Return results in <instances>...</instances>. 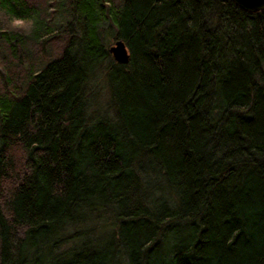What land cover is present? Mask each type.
Masks as SVG:
<instances>
[{"label": "trees", "instance_id": "1", "mask_svg": "<svg viewBox=\"0 0 264 264\" xmlns=\"http://www.w3.org/2000/svg\"><path fill=\"white\" fill-rule=\"evenodd\" d=\"M0 264H264V8L0 0Z\"/></svg>", "mask_w": 264, "mask_h": 264}, {"label": "rangeland", "instance_id": "2", "mask_svg": "<svg viewBox=\"0 0 264 264\" xmlns=\"http://www.w3.org/2000/svg\"><path fill=\"white\" fill-rule=\"evenodd\" d=\"M14 22L19 24H28L25 21L18 19ZM113 42H110L109 44L111 45ZM85 91L88 93L87 112L90 117L111 115V112L106 108L107 86L103 75V68L101 66L97 65L94 67L89 80H87Z\"/></svg>", "mask_w": 264, "mask_h": 264}, {"label": "water", "instance_id": "3", "mask_svg": "<svg viewBox=\"0 0 264 264\" xmlns=\"http://www.w3.org/2000/svg\"><path fill=\"white\" fill-rule=\"evenodd\" d=\"M240 8L247 11H257L264 8V0H232ZM109 50L118 62H126L128 60V51L122 39H115L113 44L109 46Z\"/></svg>", "mask_w": 264, "mask_h": 264}]
</instances>
